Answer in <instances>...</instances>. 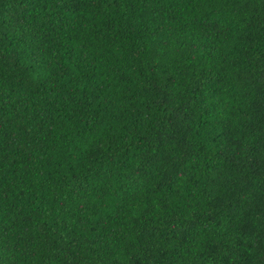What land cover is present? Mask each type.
Segmentation results:
<instances>
[{
    "label": "trees",
    "instance_id": "obj_1",
    "mask_svg": "<svg viewBox=\"0 0 264 264\" xmlns=\"http://www.w3.org/2000/svg\"><path fill=\"white\" fill-rule=\"evenodd\" d=\"M0 264H264V0H0Z\"/></svg>",
    "mask_w": 264,
    "mask_h": 264
}]
</instances>
